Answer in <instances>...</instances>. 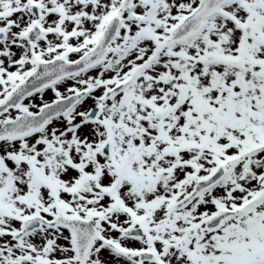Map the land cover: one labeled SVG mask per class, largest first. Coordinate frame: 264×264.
<instances>
[{
  "label": "snow or ice",
  "instance_id": "obj_1",
  "mask_svg": "<svg viewBox=\"0 0 264 264\" xmlns=\"http://www.w3.org/2000/svg\"><path fill=\"white\" fill-rule=\"evenodd\" d=\"M0 264H264V0H0Z\"/></svg>",
  "mask_w": 264,
  "mask_h": 264
}]
</instances>
